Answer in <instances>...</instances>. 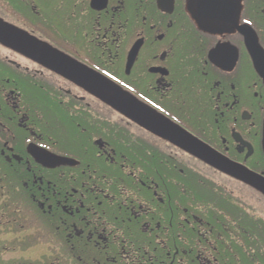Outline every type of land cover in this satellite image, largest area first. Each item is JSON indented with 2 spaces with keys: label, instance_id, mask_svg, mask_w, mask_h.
I'll use <instances>...</instances> for the list:
<instances>
[{
  "label": "flooded vegetation",
  "instance_id": "af4514ba",
  "mask_svg": "<svg viewBox=\"0 0 264 264\" xmlns=\"http://www.w3.org/2000/svg\"><path fill=\"white\" fill-rule=\"evenodd\" d=\"M197 1L0 0L4 25L63 57L0 39V264H264L241 197L259 190L82 84L104 75L264 176V0L224 24Z\"/></svg>",
  "mask_w": 264,
  "mask_h": 264
},
{
  "label": "water",
  "instance_id": "95a60500",
  "mask_svg": "<svg viewBox=\"0 0 264 264\" xmlns=\"http://www.w3.org/2000/svg\"><path fill=\"white\" fill-rule=\"evenodd\" d=\"M200 4L202 6H200ZM205 4V5H203ZM207 5L210 8H207ZM197 8L203 14L207 22H216L224 24L234 21L238 4L235 0H206L197 1ZM211 24V23H210ZM10 39L11 43L28 56L36 54H48L44 61L52 62L50 55H53L57 61V68H62V56L57 52H52L43 42L27 36L10 25H4L0 21V39ZM7 42V41H5ZM50 54V55H49ZM62 58H61V57ZM85 73L82 75V84L87 89L96 93L102 101L117 109L126 116L133 118L137 123L149 126L152 130L158 131L166 139L176 144L183 150L195 155L217 169L226 172L232 176L251 185L259 190L264 196V176L249 170L243 165L234 163L227 158L216 153L213 149L203 144L200 140L192 136L183 128L173 123L169 119L159 115L155 110L145 105L136 97L128 93L120 85L96 72H91L88 68H83ZM59 164H66L67 161L62 158Z\"/></svg>",
  "mask_w": 264,
  "mask_h": 264
},
{
  "label": "rangeland",
  "instance_id": "374dc122",
  "mask_svg": "<svg viewBox=\"0 0 264 264\" xmlns=\"http://www.w3.org/2000/svg\"><path fill=\"white\" fill-rule=\"evenodd\" d=\"M241 194V197L245 200V202L248 203V205H250L256 211V213L259 214L260 217L264 220V198H262L261 202H259L254 196L245 193Z\"/></svg>",
  "mask_w": 264,
  "mask_h": 264
},
{
  "label": "trees",
  "instance_id": "16d2710c",
  "mask_svg": "<svg viewBox=\"0 0 264 264\" xmlns=\"http://www.w3.org/2000/svg\"><path fill=\"white\" fill-rule=\"evenodd\" d=\"M261 225H262V233H261V236H262V250L264 251V220L263 219L261 220Z\"/></svg>",
  "mask_w": 264,
  "mask_h": 264
}]
</instances>
